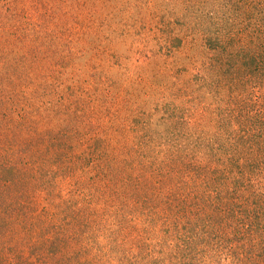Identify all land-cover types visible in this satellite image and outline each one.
Wrapping results in <instances>:
<instances>
[{"label":"rangeland","instance_id":"1","mask_svg":"<svg viewBox=\"0 0 264 264\" xmlns=\"http://www.w3.org/2000/svg\"><path fill=\"white\" fill-rule=\"evenodd\" d=\"M261 191L264 0H0V264H230Z\"/></svg>","mask_w":264,"mask_h":264},{"label":"trees","instance_id":"2","mask_svg":"<svg viewBox=\"0 0 264 264\" xmlns=\"http://www.w3.org/2000/svg\"><path fill=\"white\" fill-rule=\"evenodd\" d=\"M247 174L253 178L252 173L247 172ZM237 176L238 173L235 174L234 178H232L231 180L229 179L230 181H235L236 186L237 183H239L237 181L239 180ZM253 196L254 194L251 195V198ZM261 198H264V191L262 192ZM252 204L254 203H251L249 207H251V210L252 208L253 210H257V212H255V218H258L260 220L252 219L248 221L246 225L250 227H248V229L245 228L246 231H237L235 235H228V232H224L225 234H227L225 235V239H221L220 241L217 240L215 243L211 241V244L213 246H218L219 248L223 249L228 256H230V264H264V221H262L260 210L257 209V204H254L255 208L252 207L254 206ZM210 207H212L211 203ZM262 207H264V205L259 204V208ZM242 223L245 224V221H242ZM228 228H230V226H228L227 229ZM240 241H246L249 242V244L247 246H243L244 243L239 244Z\"/></svg>","mask_w":264,"mask_h":264}]
</instances>
